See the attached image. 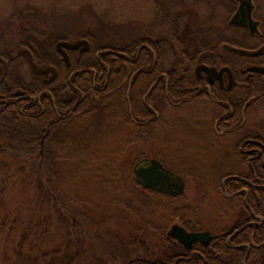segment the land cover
<instances>
[{
  "label": "rangeland",
  "instance_id": "374dc122",
  "mask_svg": "<svg viewBox=\"0 0 264 264\" xmlns=\"http://www.w3.org/2000/svg\"><path fill=\"white\" fill-rule=\"evenodd\" d=\"M254 2L255 15L262 20L264 32V0ZM234 3L235 0H0V49L15 53L24 47L22 42L35 43L38 62L44 65L49 63L50 53L56 52L59 36L77 40L81 32L92 30L111 42L126 43L143 35L154 40L168 39L176 45V53L169 50L168 61L172 63L184 60L177 50V38L192 43L194 51L199 43L198 30L205 29L206 42L219 34L231 35L227 23ZM237 31L236 40L241 46L262 43L263 39L246 34L245 29ZM21 60L19 75L31 79L33 70L28 59L22 55ZM242 60L239 54L232 57L237 66ZM70 98L67 92L63 96ZM124 100L125 95L120 94L105 103L97 101L51 133L44 128L46 147L35 155L10 152L0 142V177L6 181L10 178L9 185L0 188V199L10 205L19 200L28 216L40 213L46 218V223L31 227L38 231L46 224L42 228L45 235L31 243L25 240L28 259L36 264H126L136 261L139 255L157 259L171 252L167 231L179 218L172 216L167 198L142 190L135 179L131 164L144 150L137 146L135 135L129 133L132 125L123 126ZM205 108L202 103H190L171 114L166 112L167 126H160L154 138L146 128L142 141L168 161L183 162L187 158L192 167L179 163L174 167L186 168L196 177L202 172L212 185L213 167L207 162L211 140L202 124L196 122ZM253 113L262 123L264 102ZM226 167L229 166L223 165L222 169ZM210 188L209 193L196 198V193H190L189 208L198 211L190 218L219 232L231 224L233 210ZM138 194L144 200L136 204ZM144 201L151 204L149 213L144 212ZM64 207L73 210L83 228L67 218ZM137 261L133 264H139Z\"/></svg>",
  "mask_w": 264,
  "mask_h": 264
},
{
  "label": "flooded vegetation",
  "instance_id": "af4514ba",
  "mask_svg": "<svg viewBox=\"0 0 264 264\" xmlns=\"http://www.w3.org/2000/svg\"><path fill=\"white\" fill-rule=\"evenodd\" d=\"M252 2L255 6L254 0ZM234 6L232 17L227 23L232 34L225 36L219 34V37H213L210 48L195 62H191L195 58L194 54L202 49L201 42H206V39H203L207 34L205 29L198 30L199 43L194 51L190 46H185L186 41L177 38V50L183 55L184 60L182 58L178 60V57V61L172 63L168 61L169 50L176 53V45L168 39H152V46L142 43L138 45L134 55L130 56L123 51L107 48L102 53L95 54L101 59L100 62L85 67L81 60L93 49L91 41L85 37L79 36L77 40H72L68 36L57 39L55 46L60 62L58 65L51 63L41 65L30 47L25 46L17 51V54L24 55L29 61L28 55L21 52L22 49H27L32 52L40 68L48 66L54 68L55 72L44 74L33 70V73L45 77L49 83L57 81L62 73L68 76L69 82L72 83V79L79 82L74 86L75 92L66 91L71 94L70 99H63L64 94H61L60 103L74 104L69 111L57 112L60 119L70 117L88 98L91 105H94L97 101L105 103L120 94L125 95L126 117L123 126L126 123L133 126L126 127L130 129V134L135 135L137 146L144 150V153L139 152L137 158L130 155L134 158L131 165L135 179L142 190L167 198L173 209L172 216L179 218L178 221L171 223L167 231L171 248L167 255L169 264H264V121L257 122L253 113L258 104L264 102V52L251 56L240 54L230 48L235 46L258 50L264 46V32L260 29L262 21L255 15L256 7L252 12V18L260 21L259 33H252L248 26L232 23L234 15L239 11L240 2L235 0ZM237 28L245 29L246 34L263 39L262 43L250 47L241 46L236 40L239 35ZM202 30L203 34L200 32ZM84 40L89 43L88 49L85 45L76 48L58 47V43L62 41L74 44ZM163 42L165 44L160 49ZM142 51L146 54L144 58L150 57V61H140ZM238 54L244 60L237 66L232 62V57ZM159 55L162 57L161 61ZM207 58L208 61L205 60ZM0 64L6 71L8 62L2 56ZM201 66L208 69H200ZM84 77L88 84L92 85L89 92H86L87 85L82 83ZM98 92H103V96H97ZM4 96H0V103L21 106L20 111L31 117L45 114L50 107V100L47 97L53 99L55 97L48 90L40 95L18 92L10 94L8 98H3ZM58 102L53 100V106L57 107V110L58 106L61 107ZM190 103H202L206 106L205 113L199 115L196 122L202 124V128H205L208 134L207 138L211 140L207 162L213 167L215 182L212 185L210 181H206L204 177L207 176L202 172L196 177L190 170H185L186 168L174 167L178 163L192 167L187 158H183V162L168 161L162 158L160 153H155L154 149L147 148L150 145L148 142L142 141L146 128H149L151 137L154 138L160 126H167L164 116H169L168 113L171 114L172 110ZM169 119L173 120V117ZM44 140L45 138L42 146L46 144ZM123 148L130 149L124 146ZM153 161L162 165L159 172L166 177L164 182H159L157 186L159 189L144 187L142 180L137 176L141 168L147 169ZM223 165L229 167L222 169ZM193 168L197 169L196 166ZM186 171L188 172L185 173ZM210 187L233 210L231 224L219 232L205 228L190 218L192 214L196 216L198 212L197 210L192 212L189 208L190 193H196L195 198L201 194L203 196V193L211 191ZM175 226L182 227L190 233H207L208 238L191 242L186 246L171 232ZM222 254H226L225 258H222Z\"/></svg>",
  "mask_w": 264,
  "mask_h": 264
},
{
  "label": "trees",
  "instance_id": "16d2710c",
  "mask_svg": "<svg viewBox=\"0 0 264 264\" xmlns=\"http://www.w3.org/2000/svg\"><path fill=\"white\" fill-rule=\"evenodd\" d=\"M200 32L201 34L204 33L203 30ZM79 36L88 38L93 45L92 52L85 54L83 59L81 60V63L82 65H84V67L88 66L91 63L100 62L101 59H98L95 54L97 52L102 53V51L107 48L123 51L130 56L134 55L136 48L142 43H147L152 46V37L148 35L130 38L126 43H122L121 41L111 42V40H108L105 35L103 36L100 33H96L92 30L83 31ZM58 38H60V36ZM211 41H213V39H210L208 42H201L200 47L202 49L194 54L195 58L191 60V62L197 61V58H199V56L203 52L207 51V49L210 48V45L212 44ZM163 44H165V42H163L160 47H157L162 49ZM21 45L24 47L26 46L32 48L34 50L37 62L40 61L38 52L35 51L37 48L35 43L22 42ZM185 46L189 47L190 45L186 44ZM144 53L145 52L142 51L140 61H150V57L148 59L144 58L146 57V54ZM50 54L51 55H49L47 58L49 59V63L58 65L60 62L57 53L55 52ZM53 54L54 56H52ZM0 56L5 58V60L8 62L6 71L3 69V65L0 64V96L5 95L3 98H8L10 94H15L18 92L40 95L41 93H45V90L50 91L55 96L54 99L50 96L47 97V99L50 100V107H48L45 114L36 117L27 116L22 113L20 111L21 106H9L7 104L0 103V142L4 145L2 146L7 148V150H9L10 152H18L26 156L35 155L38 153V149L46 147V144L42 146L43 139L45 138L43 136L44 131L47 130L48 133H51L56 129L58 125L62 126L61 124L67 123L68 121H71V119L80 116L85 111H88L92 106L90 98H88L89 100H86L85 104L79 106L70 117H68L67 119H60L57 115V112L63 113L65 111H69L74 104V102L69 104L60 103L59 98H61L62 100L61 94H65L68 90L75 92L74 86L78 85L79 82L76 81V79H72V83L69 82L68 76L64 75L63 73L57 79V81H54L52 83H49L47 80H45V77H42L41 75L35 73H33L31 79H27V77H25L24 75H19V72L17 71L19 64L22 62V55L17 54V52L14 53L13 51L8 49H0ZM119 58L123 61L125 60L123 57ZM120 59L118 60L120 61ZM161 59L162 57L159 55V60L161 61ZM205 60L208 61L209 59L207 58ZM84 76L86 77L87 75L84 74ZM85 77L83 78L82 83L84 82L85 85H87L86 92H89L92 85L88 84V80ZM98 95L103 96V92H98L97 96ZM53 100H56L57 102L59 101L58 104H61V107L58 106V110L57 107L53 106ZM44 128H46V130ZM38 171L39 169L37 168L36 172ZM13 179H15V177ZM13 179L12 181L14 182L15 180ZM9 180L10 178L6 181V179L3 180V177H0V188L4 184L9 185ZM30 187L35 188V186L31 185ZM48 191L50 192V190ZM149 193L154 194L153 192ZM142 197L143 196H140V194H138V199L136 197V204H139L141 200H144L142 199ZM147 203L148 202H145V207L143 205L142 207H144V212L149 213V210L147 209L151 206V204L148 203L147 205ZM23 204V202H20L18 200L17 202H12V205H10L9 202L4 203L2 199H0V264H36L32 260L28 259L27 249H25V240H27L26 242L31 243L36 240V238L38 240L45 235L42 228H44L46 224L42 225L41 227L39 226L38 231H34L31 227L39 222L46 223V218L40 213H33L28 216L26 207H24ZM155 206L157 207V205ZM64 210L66 212L67 218L70 221L72 219V222H75L76 227H84L83 222L81 223L79 219L77 222V215L73 212V210L71 211L67 207H64ZM30 211L31 210H29V212ZM77 230L78 229H76L74 232H76ZM28 231H30L31 233L28 234ZM25 236H27L26 239ZM136 261L139 264L170 263V260H168L167 256H165L163 260L152 262L151 259L139 255L136 258ZM136 261L126 264H133Z\"/></svg>",
  "mask_w": 264,
  "mask_h": 264
},
{
  "label": "water",
  "instance_id": "95a60500",
  "mask_svg": "<svg viewBox=\"0 0 264 264\" xmlns=\"http://www.w3.org/2000/svg\"><path fill=\"white\" fill-rule=\"evenodd\" d=\"M238 1L240 2V8H239V11L234 15L231 22L236 23V24H241L244 26H248L251 29V32L254 34L259 33L260 32L259 31L260 22L255 21L252 18V12L255 9V6L252 0H238ZM80 45H85L86 49H88L89 43L86 40L80 41L74 44L64 42V41L58 43L59 48H61L62 46L76 48ZM230 48L233 51L238 52L240 54L251 55V56L260 55L264 52V46H262L258 50H248L245 48L235 47V46H231ZM21 52H24L28 55L31 66L37 72L42 73V74L49 73V72H55V69L52 67H46V68L38 67V65L36 64L34 60V56L32 52H30L29 50L22 49ZM202 68L208 69V67H205V66L200 67V69ZM211 70H214V69H211ZM161 167L162 165L160 163H158L157 161H153L150 167H148L147 169L141 168L137 172V176L142 180L141 182L144 185V187L150 188V189H159L157 187L160 184L159 182H162V181L164 182L166 179V177L165 176L163 177V175L159 172ZM171 232L175 234L177 236V239H179L186 246L189 245L191 242L203 240L204 238H208L207 233H197V232L190 233L186 229L179 227V226H175L171 230Z\"/></svg>",
  "mask_w": 264,
  "mask_h": 264
}]
</instances>
